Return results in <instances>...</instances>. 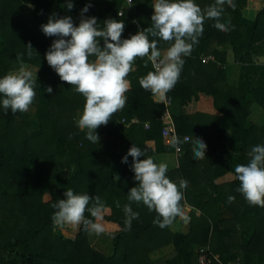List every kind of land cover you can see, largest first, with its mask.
Returning a JSON list of instances; mask_svg holds the SVG:
<instances>
[{
  "label": "trees",
  "instance_id": "trees-1",
  "mask_svg": "<svg viewBox=\"0 0 264 264\" xmlns=\"http://www.w3.org/2000/svg\"><path fill=\"white\" fill-rule=\"evenodd\" d=\"M132 1V7L118 16L124 0H72L74 8L67 12L65 0H0V77L21 64L38 70L29 111L0 109V264H198L197 250L205 247L222 264L237 259L242 264H260L264 259V207L247 202L233 178L235 167L249 162L251 148L264 145V121L261 126L249 121L253 105L264 111V72L254 64L256 58L264 57V9L249 21L241 15L239 0H234L235 7L228 8L220 21L231 25L229 31L220 32L214 27L216 21L207 22L203 38L184 58L180 79L167 94L172 112L178 111L172 118L182 148L179 168L168 177L189 182L185 200L199 212V216L190 215L188 233L180 234L155 226L156 212L127 198L136 182L132 158L127 164L121 158L131 144L154 162L156 155L174 151L163 143L164 104L156 103L138 82L153 71L150 62L145 66L147 57L135 58V70L126 77L131 82L127 101L96 129V145L76 125L85 98L62 82L44 59L56 39L40 31L50 15H70L78 24L80 10L90 2L87 17H95L101 27L107 18L124 21L122 38H128L150 27L153 14V0ZM215 2L195 0L202 10ZM171 43L158 40V47L166 50ZM28 44L34 50L31 55L24 47ZM228 51L243 72L238 86L226 82ZM48 87L51 94L45 91ZM201 95L212 99L218 117L189 110ZM132 120L147 123L148 129L131 125ZM135 128L144 132V140L133 137ZM184 137L189 141L184 142ZM197 137L207 145L205 159L194 156ZM144 141H153L154 149ZM224 174L233 180L218 182ZM69 188L78 195L99 196L106 205L97 222L102 232L113 234L111 255L90 247L88 234L96 232L82 224L71 238L53 224L51 205L63 199ZM229 196L235 197L234 202L228 203ZM125 204L139 213L130 230L124 224ZM84 215L91 218L87 210ZM168 248L174 252L171 257L152 258Z\"/></svg>",
  "mask_w": 264,
  "mask_h": 264
},
{
  "label": "clouds",
  "instance_id": "clouds-1",
  "mask_svg": "<svg viewBox=\"0 0 264 264\" xmlns=\"http://www.w3.org/2000/svg\"><path fill=\"white\" fill-rule=\"evenodd\" d=\"M28 6L32 7L31 4ZM91 7L89 2L80 10L78 24L70 15L58 17L52 14L47 23L40 26V31L46 37H56L44 59L62 82L74 86L75 91L85 98L76 125L85 132V139L96 145L99 141L96 129L106 125L127 101L125 93L129 91L131 82L126 77L135 70V58L147 57L145 66L151 62L157 69L141 77L139 85L149 91L157 103H168L170 98L167 94L180 79L184 58L191 55L194 46H198L203 38L204 25L216 21L214 27L218 31H229L231 25L220 21L227 9L234 8L235 4L234 0H216L214 6L202 10L195 0H153L151 26L137 30L128 38H122L124 21L107 18L101 27L95 17L85 15ZM73 8L72 0H65V11ZM158 40L172 43L166 50H161ZM24 47L29 55L33 53L31 44ZM37 72L21 64L17 70L0 77V109L5 113L9 110L13 113L27 112L36 96ZM45 91L51 94L53 90L48 87ZM68 138L72 139V135ZM172 146L180 151L181 141L174 139ZM206 149L207 145L197 137L193 146L195 158L205 159ZM248 155L249 162L238 164L233 178L239 181L237 191L247 202L264 207V145L253 146ZM129 157L132 158L131 171L136 186L127 192L128 200L142 203L149 211L156 212L158 218L154 224L162 230L173 227L177 218L187 223L185 193L190 187L189 182L174 183L168 177L167 163L154 162L134 144L121 158V163L127 164ZM63 197L51 205L55 210L51 217L55 226L82 224L86 230L103 231L97 221L102 220L106 205L99 196L78 195L69 188L63 192ZM234 200V196L228 197V203ZM90 201L94 202L88 207ZM86 210L91 218L85 217ZM123 212L125 228L130 230L139 213L133 211L130 204L124 205Z\"/></svg>",
  "mask_w": 264,
  "mask_h": 264
},
{
  "label": "crops",
  "instance_id": "crops-1",
  "mask_svg": "<svg viewBox=\"0 0 264 264\" xmlns=\"http://www.w3.org/2000/svg\"><path fill=\"white\" fill-rule=\"evenodd\" d=\"M239 5H241V8H242L241 9L242 17L249 20V21H253V20H255L257 14L262 9H264V0H239ZM227 60H228V62H227L226 71L229 70L230 75L227 78L226 82H228L229 84H233V86H238V84L240 83V79H242V76H243V72L241 70V67L239 65L233 64V57H232V54L230 51H228V59ZM229 61L231 62L230 68H229ZM254 64H255V67L261 68V70H262L261 72H264V57L256 58L254 60ZM255 80L257 81V79H255ZM169 109H170L172 116L176 115V112L178 113L177 109L172 112L171 104L169 106ZM189 110L201 113V114L209 116V117H218V115H219V113L215 110V108L213 106L212 99L208 98L206 96H203V95L200 96L196 105H192L189 107ZM132 121H133L132 123L130 121L131 125H136L139 127L141 125V126H143V129L146 130L145 126L148 125L147 123L146 124H140L137 120H132ZM249 121L251 123H254V124L261 126L263 124V121H264V111L261 108H259L258 106L253 105L251 107V114L249 116ZM138 128H135L134 133H133V137H135V138L139 137L140 140H144L143 139V137H144L143 131L144 130L142 131ZM103 137H106V136H103ZM143 143L147 147L154 149L155 143L153 141H144ZM180 155H176L174 153V151L173 152H167L165 154L156 155L155 161H156V163H162V162L167 163L169 166V172L173 173L174 171H177L179 168ZM232 180H233L232 176H230L229 174H224L223 176H221V178L218 180V182L222 183V182H229ZM173 182L176 183L177 185H179L181 180L177 179ZM193 212L195 213L196 216H199V212H197L195 209H193L192 207H190L188 205V207L185 209V214L189 217L188 222L185 223L182 219L178 218V220L175 222L174 226L170 228V230L173 233H180V234L188 233L189 227H190V215ZM168 249H170V248H168ZM164 250H166V249H164ZM159 252H157V253H159ZM237 260H239L241 262L240 259H237Z\"/></svg>",
  "mask_w": 264,
  "mask_h": 264
},
{
  "label": "built area",
  "instance_id": "built-area-1",
  "mask_svg": "<svg viewBox=\"0 0 264 264\" xmlns=\"http://www.w3.org/2000/svg\"><path fill=\"white\" fill-rule=\"evenodd\" d=\"M132 5H133L132 0H124L123 8L119 11L118 16H122L121 13H123L124 10L131 8ZM208 59H210V58H208ZM208 59L206 61H208ZM151 67H152L153 71H157V69L153 66L152 63H151ZM169 106H170L169 102L164 104L165 110H164L163 115L161 117V120L164 123V127L162 129V138H163V143L165 146L173 147L172 142L174 139H178V136H177V132L175 129V125H174V122L172 119V115H171ZM132 122L133 121H131V123ZM145 127H146V129H148V125H146ZM183 141L188 142L189 138L184 137ZM173 149H174V153L176 155H180L182 152L181 147H180V151H176L175 148H173ZM197 261H198V264H210L212 261L216 262V264H222L218 261V258L211 253V251L208 248H206V249L202 248V249L197 251ZM225 264H242V263L239 260H236V261L228 262Z\"/></svg>",
  "mask_w": 264,
  "mask_h": 264
},
{
  "label": "rangeland",
  "instance_id": "rangeland-1",
  "mask_svg": "<svg viewBox=\"0 0 264 264\" xmlns=\"http://www.w3.org/2000/svg\"><path fill=\"white\" fill-rule=\"evenodd\" d=\"M230 64H231V62L229 61V68H230ZM31 70L33 72L37 71V69L33 68V67H31ZM37 74H38V72L36 73V76H37ZM30 112L33 113L34 110L31 109ZM33 122H35L34 119H33ZM140 127L143 130V126H140ZM57 228L60 229V231L63 235L71 238V237H73V232H75V230L77 229V225L66 224L62 227H57ZM112 240H113V234H110L107 232L89 233L88 234V243H89L90 247L93 250H96V251H98L101 254H104L106 256H109L112 254ZM204 249H206V247ZM172 255H174V252L171 249H166V250H162L159 253L155 254L153 256V259L156 261H163L164 259L169 258ZM260 264H264L263 258L260 261Z\"/></svg>",
  "mask_w": 264,
  "mask_h": 264
},
{
  "label": "water",
  "instance_id": "water-1",
  "mask_svg": "<svg viewBox=\"0 0 264 264\" xmlns=\"http://www.w3.org/2000/svg\"><path fill=\"white\" fill-rule=\"evenodd\" d=\"M31 9H33V7H30Z\"/></svg>",
  "mask_w": 264,
  "mask_h": 264
}]
</instances>
